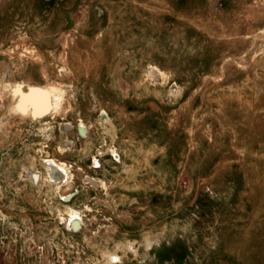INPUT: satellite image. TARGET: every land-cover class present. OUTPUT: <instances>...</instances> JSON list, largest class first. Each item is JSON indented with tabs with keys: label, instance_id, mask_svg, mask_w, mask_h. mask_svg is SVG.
I'll use <instances>...</instances> for the list:
<instances>
[{
	"label": "rangeland",
	"instance_id": "374dc122",
	"mask_svg": "<svg viewBox=\"0 0 264 264\" xmlns=\"http://www.w3.org/2000/svg\"><path fill=\"white\" fill-rule=\"evenodd\" d=\"M0 264H264V0H0Z\"/></svg>",
	"mask_w": 264,
	"mask_h": 264
},
{
	"label": "water",
	"instance_id": "95a60500",
	"mask_svg": "<svg viewBox=\"0 0 264 264\" xmlns=\"http://www.w3.org/2000/svg\"><path fill=\"white\" fill-rule=\"evenodd\" d=\"M17 93H18L20 99H23L24 95L27 94V93H28V94H32V93H40L43 97H46V93H45V91L42 90L41 88L36 87V86H34L33 88H29V89H27V91H25V92H23V93L20 92V91H17ZM48 110H49V107H48V105L46 104L44 110H42L40 113H35V112L32 111V112H31V115H32V117H33V116H34V117H40V116H43L44 114L48 113ZM79 132H80L81 134H84V130H83V128H80V129H79Z\"/></svg>",
	"mask_w": 264,
	"mask_h": 264
},
{
	"label": "bare ground",
	"instance_id": "6f19581e",
	"mask_svg": "<svg viewBox=\"0 0 264 264\" xmlns=\"http://www.w3.org/2000/svg\"><path fill=\"white\" fill-rule=\"evenodd\" d=\"M50 97V91H47V99Z\"/></svg>",
	"mask_w": 264,
	"mask_h": 264
}]
</instances>
